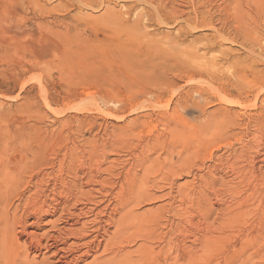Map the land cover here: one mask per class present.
Here are the masks:
<instances>
[{"label": "rangeland", "instance_id": "374dc122", "mask_svg": "<svg viewBox=\"0 0 264 264\" xmlns=\"http://www.w3.org/2000/svg\"><path fill=\"white\" fill-rule=\"evenodd\" d=\"M262 50L264 0H0V151L9 164L27 154L28 166H37L70 144L75 129L100 139L115 128L129 141L120 157L141 151L154 162L150 184L167 185L158 194L170 180L207 189L182 215L193 225L176 219L178 264H264V186L217 203L213 195L230 166L246 162L234 150L245 142L264 154ZM206 66L218 74L230 67L224 75L240 91ZM206 115L240 124L205 129ZM220 159L221 171L212 173ZM45 221L40 232L49 230ZM202 229L207 238L194 241Z\"/></svg>", "mask_w": 264, "mask_h": 264}, {"label": "bare ground", "instance_id": "6f19581e", "mask_svg": "<svg viewBox=\"0 0 264 264\" xmlns=\"http://www.w3.org/2000/svg\"><path fill=\"white\" fill-rule=\"evenodd\" d=\"M260 54L264 57V50L258 55ZM205 69L211 76L223 78L229 85L234 86L228 74L224 75L230 67H225V71H222L225 73L222 74L208 66ZM257 71L264 77V71ZM234 89L240 91L237 85ZM215 115L217 114L212 116ZM231 116L217 120L206 115L207 120L201 127L218 132L223 131L229 124L238 126L240 120L236 119L239 117ZM109 131L112 132L107 133ZM83 133L80 128L75 129L70 144L60 148L54 158L41 159L37 166H28L27 154L19 161L9 164L3 158L5 154L0 151V264H163L161 254L165 245H169V264H178L175 242L178 239L176 229L179 226L176 219H182V215L190 210V206L186 205L192 203V199L199 201L204 198L207 189L203 191L202 185L185 189L184 185H176L174 180H170L167 191L158 194L157 191H162L167 185L162 189L163 186L155 182L150 184L151 179L147 176L151 163L154 162L149 159L148 154L141 156V151H132L135 155H131V160L119 156L118 151L126 150L129 145L125 133L115 132V128H112L103 132L100 139L94 134L90 138H84ZM158 138L156 136L148 140L149 142L146 141L149 145L152 142V146ZM147 142L146 145L149 146ZM253 145L244 142L237 152L233 151V157L236 153L239 157L245 153L246 162L244 165L240 163L242 168L230 166L228 170L225 166L229 172H222L227 173L224 176L227 178L226 182L221 187L223 189L214 190V193L211 191L215 194L216 203L226 193L235 194L253 190L256 186H264V154L256 152L260 149H255ZM162 152L164 153V149ZM214 162L210 165L211 171L219 173L218 168L223 163L220 164L221 159L217 160V164ZM235 162L238 163L237 160ZM207 170L211 174L208 166ZM165 177L167 180V176ZM220 180L218 186H222L223 178L220 177ZM216 181L218 182L217 179ZM155 201H160V204L154 208H144V205ZM230 205H226V208H230ZM235 206L240 208V201H236ZM199 208L197 207L198 211ZM189 218H184L185 222L193 225ZM28 219L32 220V230L25 226ZM43 220H46L49 230L40 232V222ZM16 225L19 226L18 230L15 229ZM191 225L188 229H191ZM203 229L200 230L203 235L197 236L194 241L207 238L208 232ZM190 235L193 236L192 233ZM9 239L13 240L12 244Z\"/></svg>", "mask_w": 264, "mask_h": 264}]
</instances>
